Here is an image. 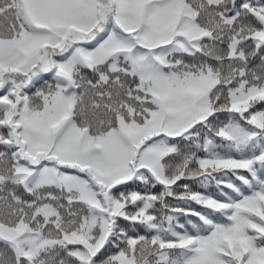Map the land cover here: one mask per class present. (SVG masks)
<instances>
[{
	"label": "snow or ice",
	"instance_id": "obj_1",
	"mask_svg": "<svg viewBox=\"0 0 264 264\" xmlns=\"http://www.w3.org/2000/svg\"><path fill=\"white\" fill-rule=\"evenodd\" d=\"M0 264H264V0H0Z\"/></svg>",
	"mask_w": 264,
	"mask_h": 264
}]
</instances>
